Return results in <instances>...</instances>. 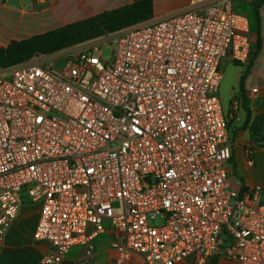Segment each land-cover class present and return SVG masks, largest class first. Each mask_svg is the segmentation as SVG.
<instances>
[{
	"label": "built area",
	"instance_id": "built-area-1",
	"mask_svg": "<svg viewBox=\"0 0 264 264\" xmlns=\"http://www.w3.org/2000/svg\"><path fill=\"white\" fill-rule=\"evenodd\" d=\"M252 44L235 0H190L0 70V259L27 198L50 247L40 264L75 247L90 264L103 236L147 264H208L221 249L264 264V189L230 178L220 96L224 59L247 64Z\"/></svg>",
	"mask_w": 264,
	"mask_h": 264
},
{
	"label": "crops",
	"instance_id": "crops-1",
	"mask_svg": "<svg viewBox=\"0 0 264 264\" xmlns=\"http://www.w3.org/2000/svg\"><path fill=\"white\" fill-rule=\"evenodd\" d=\"M138 1L0 0V49L8 48L14 41L29 40L105 12L131 6ZM152 1V20L173 15L187 8L190 3V0ZM259 2L235 0V9L250 21L253 37L250 61L241 64L227 58L222 63L224 79L220 96L221 92L228 96V106L225 108L224 103L223 106L233 148V162L228 163V168L232 182L243 191L256 186L264 189V2L258 7ZM254 89L259 90L255 96L252 94ZM24 202L30 203L33 212L26 216L23 214L25 205L21 206L18 218L6 235L0 264H40L50 250L49 245L35 240L40 205L23 198L22 205ZM83 254V248L75 247L63 264H74L75 261L77 264ZM215 258L217 264H234L224 255H216ZM90 264L147 263L137 253L113 250L109 239L103 236L95 242Z\"/></svg>",
	"mask_w": 264,
	"mask_h": 264
},
{
	"label": "trees",
	"instance_id": "trees-1",
	"mask_svg": "<svg viewBox=\"0 0 264 264\" xmlns=\"http://www.w3.org/2000/svg\"><path fill=\"white\" fill-rule=\"evenodd\" d=\"M263 2L264 0H260L257 6ZM153 17V1L140 0L131 6L105 12L29 40L14 41L8 48L0 49V70L27 62L36 55H53L106 33L150 21ZM241 88L244 93L243 83ZM230 161L233 162V158ZM212 264H217L216 258Z\"/></svg>",
	"mask_w": 264,
	"mask_h": 264
},
{
	"label": "rangeland",
	"instance_id": "rangeland-1",
	"mask_svg": "<svg viewBox=\"0 0 264 264\" xmlns=\"http://www.w3.org/2000/svg\"><path fill=\"white\" fill-rule=\"evenodd\" d=\"M88 41H90V40H88ZM88 41H85V42H83V43H81V44H84V43H86V42H88ZM81 44H78V45H75V46H72V47H70V48H75L76 46H79V45H81ZM68 49V48H67ZM109 54V51H107V55ZM11 67H9V68H6V69H1V70H8V69H10ZM224 79V78H223ZM221 96H222V100H223V103H224V106H225V108L228 106V96H227V94H224V92L222 93L221 92ZM25 199H27V198H25ZM27 204V205H26ZM30 204V203H29ZM28 204V202H24L23 203V205H22V207L25 205V207H24V210H23V214L24 215H26V216H28V214H30V213H32L33 212V207L31 206V205H29ZM22 210V209H21ZM35 212L34 213H36L37 212V209L35 208V210H34ZM19 216V215H18ZM18 218V217H17ZM218 256H226V252L224 251V249H221L219 252H218V254H217ZM227 257V256H226ZM214 259V258H213ZM211 262V263H210ZM209 263L210 264H212V260L210 261ZM74 264H76V261L74 262Z\"/></svg>",
	"mask_w": 264,
	"mask_h": 264
}]
</instances>
